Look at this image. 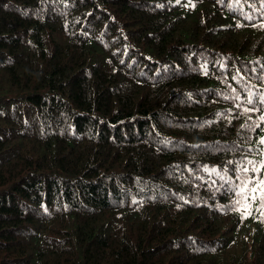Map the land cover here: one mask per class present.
Instances as JSON below:
<instances>
[{
  "label": "trees",
  "instance_id": "trees-1",
  "mask_svg": "<svg viewBox=\"0 0 264 264\" xmlns=\"http://www.w3.org/2000/svg\"><path fill=\"white\" fill-rule=\"evenodd\" d=\"M262 117L264 0H0V264H264Z\"/></svg>",
  "mask_w": 264,
  "mask_h": 264
},
{
  "label": "snow or ice",
  "instance_id": "snow-or-ice-1",
  "mask_svg": "<svg viewBox=\"0 0 264 264\" xmlns=\"http://www.w3.org/2000/svg\"><path fill=\"white\" fill-rule=\"evenodd\" d=\"M264 119V117H262ZM262 144H264V140L261 141ZM249 164H253L252 161H248ZM261 168H264V164L261 165ZM242 172H247L249 169L247 167H243ZM261 169H258L255 164H253L252 171H260ZM262 177H264V172H262ZM249 184H253L254 186L252 187L251 191L255 193L257 190H261V186H264V178L259 179L258 181L255 178H252L248 181ZM247 187V185H245ZM255 197H253L254 199Z\"/></svg>",
  "mask_w": 264,
  "mask_h": 264
}]
</instances>
